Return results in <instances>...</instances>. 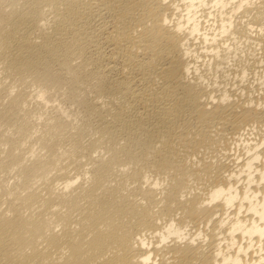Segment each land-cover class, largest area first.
Returning a JSON list of instances; mask_svg holds the SVG:
<instances>
[{"label":"bare ground","instance_id":"obj_1","mask_svg":"<svg viewBox=\"0 0 264 264\" xmlns=\"http://www.w3.org/2000/svg\"><path fill=\"white\" fill-rule=\"evenodd\" d=\"M0 264H264V0H0Z\"/></svg>","mask_w":264,"mask_h":264}]
</instances>
